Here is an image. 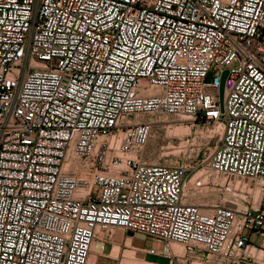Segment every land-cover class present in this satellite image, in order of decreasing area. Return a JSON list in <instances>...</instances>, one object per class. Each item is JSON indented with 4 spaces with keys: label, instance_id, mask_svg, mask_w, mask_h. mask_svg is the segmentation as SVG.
<instances>
[{
    "label": "built area",
    "instance_id": "obj_1",
    "mask_svg": "<svg viewBox=\"0 0 264 264\" xmlns=\"http://www.w3.org/2000/svg\"><path fill=\"white\" fill-rule=\"evenodd\" d=\"M150 114L216 124L201 165L264 181V0H0V264H88L117 228L264 264V208L187 203L204 178L141 158Z\"/></svg>",
    "mask_w": 264,
    "mask_h": 264
},
{
    "label": "rangeland",
    "instance_id": "obj_2",
    "mask_svg": "<svg viewBox=\"0 0 264 264\" xmlns=\"http://www.w3.org/2000/svg\"><path fill=\"white\" fill-rule=\"evenodd\" d=\"M211 81V77L207 79ZM158 122L154 125L153 134L147 146L144 148L141 158L150 164H167L188 167L189 173L199 171L198 175L204 178V187L198 190L186 192V202L190 204L209 207L213 204H224L239 208L245 206V194L250 192V200L258 202L264 192V187L258 183L246 184L239 179L226 178L213 172L203 163V160L214 150L221 130L216 124H209L197 119H189L183 116H170L166 121L154 117ZM229 185L234 192H227L221 187L212 186ZM208 209V208H207ZM112 240L105 244V250L99 256L98 243L91 253L88 264H178L176 260L171 262L167 257H154L144 251L153 246V241L140 234L127 232L123 229H113ZM179 246V245H178ZM181 251L174 250L179 255H185L184 247ZM188 255H186L187 257ZM188 264H232L218 256L206 255L187 257Z\"/></svg>",
    "mask_w": 264,
    "mask_h": 264
},
{
    "label": "bare ground",
    "instance_id": "obj_3",
    "mask_svg": "<svg viewBox=\"0 0 264 264\" xmlns=\"http://www.w3.org/2000/svg\"><path fill=\"white\" fill-rule=\"evenodd\" d=\"M154 117H157V118H159V119H163V121H166L170 116H165V115H153V114H150V115H143L142 117H141V119H134V122H137V121H140V122H142V121H147V122H151V121H154ZM176 117V116H175ZM127 118V117H126ZM190 119V118H189ZM155 122V121H154ZM217 129H219L220 130V128L219 127H216ZM133 155V154H132ZM135 156V155H134ZM243 181V180H242ZM243 182H245V181H243ZM246 183V182H245ZM248 183H252V182H248ZM248 183H246V184H248ZM258 184H261L262 186H264V181H261V182H258ZM98 242H94V244H93V246H92V251H93V249L94 248H96L95 246H96V244H97ZM98 245H99V250H100V253H99V256L103 253V244L102 243H98ZM174 250H177L178 252L179 251H181V247L180 246H178V245H174ZM92 253V252H91ZM91 256V255H90ZM91 257H89V259H90ZM88 263H89V260H88Z\"/></svg>",
    "mask_w": 264,
    "mask_h": 264
},
{
    "label": "crops",
    "instance_id": "obj_4",
    "mask_svg": "<svg viewBox=\"0 0 264 264\" xmlns=\"http://www.w3.org/2000/svg\"><path fill=\"white\" fill-rule=\"evenodd\" d=\"M255 204L258 207L264 208V192H263L262 196L260 197V199L258 200V202H256ZM251 242H252L253 245H257L258 243L261 242V239L259 238L258 235H252ZM243 264H257V263L251 262V261L250 262L246 261Z\"/></svg>",
    "mask_w": 264,
    "mask_h": 264
},
{
    "label": "water",
    "instance_id": "obj_5",
    "mask_svg": "<svg viewBox=\"0 0 264 264\" xmlns=\"http://www.w3.org/2000/svg\"><path fill=\"white\" fill-rule=\"evenodd\" d=\"M227 76H228V71H225L222 75L220 90H219L220 105L222 108H223L224 93H225V82Z\"/></svg>",
    "mask_w": 264,
    "mask_h": 264
}]
</instances>
